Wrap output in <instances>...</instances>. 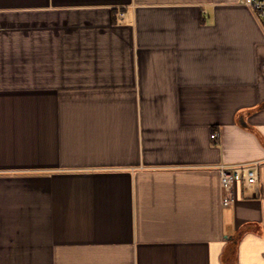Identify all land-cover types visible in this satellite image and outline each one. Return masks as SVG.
<instances>
[{"label":"crops","instance_id":"0c3cea01","mask_svg":"<svg viewBox=\"0 0 264 264\" xmlns=\"http://www.w3.org/2000/svg\"><path fill=\"white\" fill-rule=\"evenodd\" d=\"M263 65L239 0H0V264H264Z\"/></svg>","mask_w":264,"mask_h":264},{"label":"built area","instance_id":"2783aa9c","mask_svg":"<svg viewBox=\"0 0 264 264\" xmlns=\"http://www.w3.org/2000/svg\"><path fill=\"white\" fill-rule=\"evenodd\" d=\"M239 3L252 12L255 19L264 30V0H239ZM262 69L264 77V65ZM210 138L212 140H217L218 134L212 133ZM259 166L260 162L254 161L247 164L232 166L221 165L219 167L222 206L227 207L234 203L233 191L237 183L246 190L257 186Z\"/></svg>","mask_w":264,"mask_h":264}]
</instances>
